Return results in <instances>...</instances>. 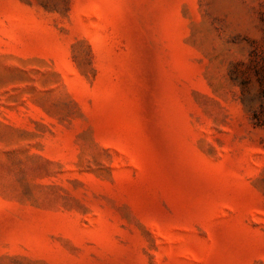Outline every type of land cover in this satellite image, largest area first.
Wrapping results in <instances>:
<instances>
[{
	"label": "rangeland",
	"instance_id": "1",
	"mask_svg": "<svg viewBox=\"0 0 264 264\" xmlns=\"http://www.w3.org/2000/svg\"><path fill=\"white\" fill-rule=\"evenodd\" d=\"M0 264H264V0H0Z\"/></svg>",
	"mask_w": 264,
	"mask_h": 264
}]
</instances>
